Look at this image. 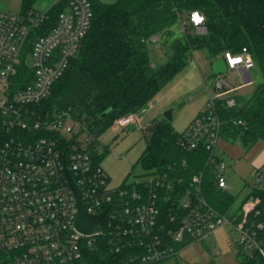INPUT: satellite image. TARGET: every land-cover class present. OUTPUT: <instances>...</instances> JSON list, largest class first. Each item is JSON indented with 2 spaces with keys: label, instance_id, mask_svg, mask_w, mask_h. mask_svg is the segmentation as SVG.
Returning a JSON list of instances; mask_svg holds the SVG:
<instances>
[{
  "label": "built area",
  "instance_id": "2783aa9c",
  "mask_svg": "<svg viewBox=\"0 0 264 264\" xmlns=\"http://www.w3.org/2000/svg\"><path fill=\"white\" fill-rule=\"evenodd\" d=\"M65 1L48 29L47 8L0 9V264H87L85 251L100 235L121 257L114 264H166L179 252L167 234L172 243L188 245L224 225L238 233L229 243L256 249L264 257L258 239L264 223L248 221L250 214L259 213L258 197L249 195L235 214L221 213L203 196L201 172L192 175L186 187L173 175L159 174L111 187L107 173L93 161L95 152L102 150L100 136L66 112L37 109L90 27V1ZM204 22L201 12H190L188 23L196 33L206 32ZM223 59L226 69L240 73L242 82L231 86L215 78L204 109L180 139L188 150L203 145L209 161L221 157L217 101L235 105L232 92L252 82L249 71L254 62L245 47L237 53L226 51ZM140 112L121 116L113 124L124 128L135 123ZM226 166L221 157L214 170L222 189L228 188ZM67 171L87 214L107 209L90 233L75 226L77 201ZM255 172L254 181L259 183L261 170ZM163 203L170 204L167 227L159 222Z\"/></svg>",
  "mask_w": 264,
  "mask_h": 264
},
{
  "label": "trees",
  "instance_id": "16d2710c",
  "mask_svg": "<svg viewBox=\"0 0 264 264\" xmlns=\"http://www.w3.org/2000/svg\"><path fill=\"white\" fill-rule=\"evenodd\" d=\"M89 1L92 18L88 32L66 71L54 81L49 96L37 109L66 112L100 136L115 119L144 109L185 66L194 50L205 49L211 64L224 58L226 51L237 53L245 47L262 80L241 104L236 100L235 105L227 107L224 100L217 101L220 137L238 141L244 149L264 140V0ZM35 2L22 0L21 12L35 10ZM65 6V0H58L47 8V29ZM193 10L204 15L205 33H196L188 23ZM176 24L180 28L183 25L181 36L163 40L167 60L154 64L150 38L155 34L169 37ZM104 111L107 112L102 116ZM142 133L145 147L136 164L145 174L173 175L186 187L191 176L201 172L207 202L221 213L237 212L240 205L233 208L234 195L215 182L214 170L221 157L209 161L208 150L203 145L190 150L183 148L180 145L182 131H176L164 117L152 119L142 128ZM106 151L107 148L102 147L100 152H95V164L100 165ZM249 195L260 199L259 213L250 214L249 223H264V188H252L244 200ZM169 206L163 203L159 215V222L165 227L169 226ZM167 237L178 250L187 245L186 242L172 243L170 235ZM258 239L264 248V229L258 232ZM236 247L238 264H264V257L256 249H251L252 254L247 256L240 254L242 246ZM85 255L87 264H114L121 260L120 255L110 251L105 235H100L86 249Z\"/></svg>",
  "mask_w": 264,
  "mask_h": 264
},
{
  "label": "rangeland",
  "instance_id": "374dc122",
  "mask_svg": "<svg viewBox=\"0 0 264 264\" xmlns=\"http://www.w3.org/2000/svg\"><path fill=\"white\" fill-rule=\"evenodd\" d=\"M21 2L22 0H0V9L20 12ZM53 2L55 0H36L34 8L42 11ZM180 29V25L176 24L169 37L155 34L150 38L149 49L154 64L167 60L163 40L167 38L171 41L180 37ZM217 77L225 79L231 86H238L242 82L240 73L232 69L219 74L212 73L205 49H196L185 66L140 112L137 123L124 128L113 124L101 133L99 145L106 147L107 151L103 154L100 165L109 177V186L116 187L124 180L130 182L148 177L140 165L136 164L145 147L142 128L171 108L172 126L179 132L185 130L204 109L208 92L213 91L212 84ZM250 77L251 83L236 87L232 92L237 104L247 100L253 87L262 80L255 67L250 69ZM217 151L227 164L224 171L227 189L234 195L233 208H238L252 188H264V140H258L244 149L238 141L219 137ZM256 170H261L262 178L259 183L254 181ZM237 235L230 225L221 226L202 240L193 241L181 248L176 257L168 260V264H238L236 244L228 242V239L234 241ZM240 254L250 256L252 251L242 248Z\"/></svg>",
  "mask_w": 264,
  "mask_h": 264
},
{
  "label": "water",
  "instance_id": "95a60500",
  "mask_svg": "<svg viewBox=\"0 0 264 264\" xmlns=\"http://www.w3.org/2000/svg\"><path fill=\"white\" fill-rule=\"evenodd\" d=\"M211 70L214 74H219L222 73L223 71L226 70V64L223 58H218L214 61L211 62ZM171 108L167 109L163 113V117L166 118L168 121L172 120V114H171ZM107 111H104L102 113V116L106 113ZM66 175L68 179L70 180V184L74 190L75 196H76V201H77V215L75 218V226L77 229H79L82 233H90L93 229V227L101 220L103 215L106 213L107 209L101 211L100 213L96 215H89L86 213L84 206L81 201V197L79 194V191L77 189V186L71 177L70 173L67 171Z\"/></svg>",
  "mask_w": 264,
  "mask_h": 264
},
{
  "label": "crops",
  "instance_id": "0c3cea01",
  "mask_svg": "<svg viewBox=\"0 0 264 264\" xmlns=\"http://www.w3.org/2000/svg\"><path fill=\"white\" fill-rule=\"evenodd\" d=\"M249 74H250V71H249ZM161 117H163V116H161ZM138 118H139V117H138ZM156 118H159V117H156ZM154 119H155V118H154ZM137 121H138V120H137ZM137 121H136L135 123H137ZM145 126H146V125H145ZM242 201H243V200H242ZM242 201H241V202H242Z\"/></svg>",
  "mask_w": 264,
  "mask_h": 264
},
{
  "label": "snow or ice",
  "instance_id": "6c2138e0",
  "mask_svg": "<svg viewBox=\"0 0 264 264\" xmlns=\"http://www.w3.org/2000/svg\"><path fill=\"white\" fill-rule=\"evenodd\" d=\"M197 19H199V18H197Z\"/></svg>",
  "mask_w": 264,
  "mask_h": 264
}]
</instances>
